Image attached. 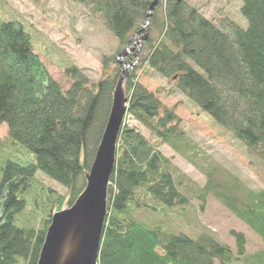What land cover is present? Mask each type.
<instances>
[{
  "label": "trees",
  "instance_id": "16d2710c",
  "mask_svg": "<svg viewBox=\"0 0 264 264\" xmlns=\"http://www.w3.org/2000/svg\"><path fill=\"white\" fill-rule=\"evenodd\" d=\"M73 1L101 12L120 46L131 43L152 2ZM166 1L163 18L155 5L151 22L153 29L159 24L163 36L145 42L141 64L155 74L176 77L180 92L264 160V0H242L240 12L247 26L232 25L231 32L183 1ZM32 51L19 22L0 21V124L8 130L7 141L0 142V264H36L50 214L70 206L84 188V173L103 132L116 78L108 73L92 85L83 69L74 66L66 70L72 84L64 90ZM135 78L130 74L125 81L126 115L174 151L186 153L189 142L183 130L177 131L174 112L164 109L161 114L156 96ZM36 172L64 187L66 197L39 188L45 215L40 226L17 227L14 215L25 209L28 193L38 189ZM109 182L98 264H229L245 255L242 233L231 232L234 257L209 235L169 234L134 218L133 209L150 207L142 202L144 197L168 207L188 203L169 171V160L135 128H121ZM239 188L210 180L203 192L221 200L264 241V188H242V196L235 193ZM263 254L245 257L244 262L264 264Z\"/></svg>",
  "mask_w": 264,
  "mask_h": 264
},
{
  "label": "rangeland",
  "instance_id": "374dc122",
  "mask_svg": "<svg viewBox=\"0 0 264 264\" xmlns=\"http://www.w3.org/2000/svg\"><path fill=\"white\" fill-rule=\"evenodd\" d=\"M178 1L195 8L201 16L226 32H231L232 25L242 28L247 26L240 12L242 0ZM155 3L158 5V17L163 18L167 1L156 0ZM92 9V5L73 0H0V21L13 20L23 26L29 35L32 52L37 55L49 76L64 90L72 84L66 74L68 68L75 66L83 69L88 82L97 85L108 73L115 76L116 81L125 65L128 72L126 79L130 74H135V80L160 102L161 114L164 109L174 112L178 119L177 131L183 130L189 142L186 153L174 151L131 116L124 117L123 126L135 128L169 160V171L176 186L188 199V203L183 206L168 207L144 197L142 202L148 203L150 207L133 209L135 219L169 234L181 233L192 238L209 235L227 246L234 257L237 252L231 232L242 233L245 255L235 257L229 264H246L245 257L250 259L251 256L264 253L263 239L211 192H203L210 180L220 183L222 187L234 185L235 189L239 186L240 191L235 193L240 196L243 194L242 188H264V160L250 153L240 140L180 92L176 88V77L155 74L145 64H141L140 54L145 42L150 40L153 43L163 36L159 24L154 29L151 25L153 9L149 17L147 11L145 22L130 36L131 43L124 46H120L118 39L108 29L101 12ZM188 63L194 70L202 72L193 62ZM7 135L6 125L0 124V142L7 141ZM34 178L37 179L38 189L28 193L25 209L14 215L17 227L40 226V220L45 215L41 211L43 198L39 188L51 189L66 197V189L42 173L36 172ZM33 200L40 205L35 206ZM65 207L68 206L62 209ZM262 256L264 258V254Z\"/></svg>",
  "mask_w": 264,
  "mask_h": 264
},
{
  "label": "water",
  "instance_id": "95a60500",
  "mask_svg": "<svg viewBox=\"0 0 264 264\" xmlns=\"http://www.w3.org/2000/svg\"><path fill=\"white\" fill-rule=\"evenodd\" d=\"M155 2L151 3L147 17ZM127 75L124 65L112 90L109 113L93 161L84 173L85 186L70 206L51 214L36 264H98L107 215V189L129 102L125 90Z\"/></svg>",
  "mask_w": 264,
  "mask_h": 264
}]
</instances>
